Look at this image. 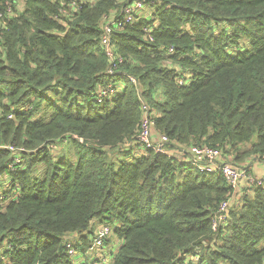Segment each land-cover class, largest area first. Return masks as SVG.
<instances>
[{
    "label": "trees",
    "instance_id": "obj_1",
    "mask_svg": "<svg viewBox=\"0 0 264 264\" xmlns=\"http://www.w3.org/2000/svg\"><path fill=\"white\" fill-rule=\"evenodd\" d=\"M143 104L170 155L137 142ZM195 145L264 161V0H0V264L101 263L98 222L109 264H264V184L173 156Z\"/></svg>",
    "mask_w": 264,
    "mask_h": 264
},
{
    "label": "built area",
    "instance_id": "obj_2",
    "mask_svg": "<svg viewBox=\"0 0 264 264\" xmlns=\"http://www.w3.org/2000/svg\"><path fill=\"white\" fill-rule=\"evenodd\" d=\"M144 7L142 1H137L136 4L127 5L124 6L122 9L121 15L116 20H111L110 18L106 19V24L104 26L103 31V38L102 42L106 48V51L109 55L111 53L109 52V46H110V33L112 31V28L116 23L118 22V26H121L123 24H132L135 16L134 14L137 13V11L141 10ZM151 20H154V18H151ZM150 40L153 38L149 36ZM171 51V50H170ZM112 69H109V73L111 75L115 74V68L116 65H113ZM132 81L134 82V78H132ZM115 89H113V85L109 84L107 88H103L101 91H99V101H101L104 97H108L114 93ZM144 109V117L140 123L141 128L140 132L137 136V142L139 144H142L148 149H152L156 151L157 153L162 154H169L170 146H169V138L166 135H159V139L155 140L154 136V130H155V120L152 118V113L150 112L149 107H147L146 104H143ZM170 155V154H169ZM172 155V154H171ZM176 158L179 160L189 163L196 166L201 172L205 173H218L221 174L223 177H225L226 181L228 182L229 186L235 192L238 187L241 185V182L248 178L249 185H256V186H262L264 184V176L261 177H253L248 176L246 173V169H242L239 166L235 165L232 161L229 159H226L223 157L222 151L218 148H212L209 146H191L190 149L185 152V154L175 153L173 154ZM16 159H18V156H16ZM3 197V195L1 196ZM236 201V198L232 195L229 199L223 201L217 211L216 216L212 223V228L215 231L217 228L220 227V225H225L229 221L230 214L229 211L232 207L233 202ZM106 233L100 232L98 235V244L100 245L101 242L104 241L103 244L100 246V251L103 252V255H99L98 257L102 258L101 263L95 262L94 264H109L110 262V256L107 253H104L105 250V239L107 240ZM69 249V254H74L73 247L70 243L67 247ZM107 254V255H106ZM104 257V258H103ZM199 262V256L195 258V264H198ZM184 264H192L190 262H185Z\"/></svg>",
    "mask_w": 264,
    "mask_h": 264
},
{
    "label": "rangeland",
    "instance_id": "obj_3",
    "mask_svg": "<svg viewBox=\"0 0 264 264\" xmlns=\"http://www.w3.org/2000/svg\"><path fill=\"white\" fill-rule=\"evenodd\" d=\"M95 231H94V236H92L93 237V244L91 245V246H88V255L86 256L85 255V259L86 260H88V259H91L92 257H95V256H97L98 254L97 253H95V251H96V249H99V251H100V246H101V244H103L104 243V241L103 242H101V244L99 245L98 244V235H99V233L100 232H104V233H106L107 231H108V233L106 234V237H107V240L105 239V244H106V248H105V250H104V252H106L107 253V251L110 253V250H109V248H110V245L113 243V242H115V243H117L118 241H119V239L116 237V235H114V233H113V231H112V227H111V225H109V224H103V225H100L99 224V222L97 223V225L95 226ZM73 251L74 252H76V250L75 249H73ZM100 255H103V253L101 252H98ZM108 254V253H107ZM106 254V255H107ZM109 255V254H108ZM104 256V255H103ZM96 258V257H95ZM94 258V259H95ZM104 258V257H103Z\"/></svg>",
    "mask_w": 264,
    "mask_h": 264
},
{
    "label": "crops",
    "instance_id": "obj_4",
    "mask_svg": "<svg viewBox=\"0 0 264 264\" xmlns=\"http://www.w3.org/2000/svg\"><path fill=\"white\" fill-rule=\"evenodd\" d=\"M159 139V135H155V140ZM245 169L246 173L248 176H253V177H261L264 176V161H261L259 159H246L245 160ZM246 187H249V181L248 178H245L242 182L241 185L238 187L236 190L237 192H242ZM243 188V190H242Z\"/></svg>",
    "mask_w": 264,
    "mask_h": 264
}]
</instances>
